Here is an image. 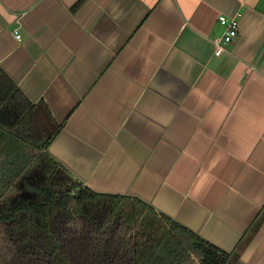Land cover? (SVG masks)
Here are the masks:
<instances>
[{"label": "crops", "instance_id": "1", "mask_svg": "<svg viewBox=\"0 0 264 264\" xmlns=\"http://www.w3.org/2000/svg\"><path fill=\"white\" fill-rule=\"evenodd\" d=\"M0 70L83 188L264 264V0H0Z\"/></svg>", "mask_w": 264, "mask_h": 264}, {"label": "trees", "instance_id": "2", "mask_svg": "<svg viewBox=\"0 0 264 264\" xmlns=\"http://www.w3.org/2000/svg\"><path fill=\"white\" fill-rule=\"evenodd\" d=\"M55 135L0 70V264L230 263L149 205L83 188L47 154Z\"/></svg>", "mask_w": 264, "mask_h": 264}, {"label": "built area", "instance_id": "3", "mask_svg": "<svg viewBox=\"0 0 264 264\" xmlns=\"http://www.w3.org/2000/svg\"><path fill=\"white\" fill-rule=\"evenodd\" d=\"M218 21L219 24L223 27V33L219 38L211 40L213 55L216 57L220 56L224 51V47L234 42L238 35L237 22L233 18L220 16L218 18ZM15 39L20 42V35L15 34Z\"/></svg>", "mask_w": 264, "mask_h": 264}, {"label": "rangeland", "instance_id": "4", "mask_svg": "<svg viewBox=\"0 0 264 264\" xmlns=\"http://www.w3.org/2000/svg\"><path fill=\"white\" fill-rule=\"evenodd\" d=\"M37 167H39V170H37L36 172H38L39 174H42V167H41V165L37 164Z\"/></svg>", "mask_w": 264, "mask_h": 264}]
</instances>
